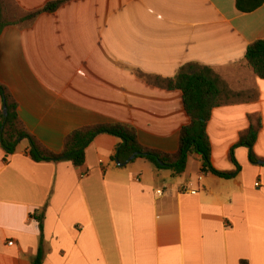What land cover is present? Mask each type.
<instances>
[{
	"label": "crops",
	"instance_id": "crops-1",
	"mask_svg": "<svg viewBox=\"0 0 264 264\" xmlns=\"http://www.w3.org/2000/svg\"><path fill=\"white\" fill-rule=\"evenodd\" d=\"M55 1L8 3L21 20ZM258 40L264 5L242 13L236 0H66L8 25L0 83L22 128L51 153L77 130L122 123L144 148L177 155L190 124L183 93L137 72L174 78L196 63L239 97L208 124L213 167L229 179L204 172L199 155L179 176L144 158L120 165L121 139L111 135L89 145L81 168L34 162L28 140L6 158L0 142V264H33L42 212L43 264H264V80L246 61ZM258 125L253 163L238 144Z\"/></svg>",
	"mask_w": 264,
	"mask_h": 264
},
{
	"label": "trees",
	"instance_id": "trees-1",
	"mask_svg": "<svg viewBox=\"0 0 264 264\" xmlns=\"http://www.w3.org/2000/svg\"><path fill=\"white\" fill-rule=\"evenodd\" d=\"M66 0L49 3L36 12L28 13L21 20H15L8 0H0V35L11 24L31 22L40 14L55 12ZM237 9L242 13H252L264 5V0H236ZM246 61L255 74L264 80V40L252 43L247 50ZM138 76L151 85L168 91L179 90L183 93L186 112L190 124L183 128L180 138V149L175 156H165L141 146L137 130L130 125L112 123L87 127L72 133L62 153L55 154L42 149L36 140L21 126L16 104L9 99L5 87L0 83V100L6 102L8 116L0 112V142L6 158L14 155L21 141H29L28 155L34 162H71L76 168L86 163V150L100 135H111L121 139L114 160L120 164L127 163L132 156L150 161L157 169L171 170L174 176L182 175L188 165L189 158L199 155L203 162V171L218 177L229 179L234 173L220 172L212 164V147L208 135V124L213 111L221 106L236 103L239 94L232 91L223 78L213 69L196 63L182 66L174 78L146 75L137 72ZM260 125L253 126L240 140L239 146L250 150V159L257 162L253 148L257 142ZM21 140V141H20ZM163 162L164 165L160 163ZM239 167L237 172L239 171ZM236 172V173H237ZM41 231L40 248L33 259V264H43L44 252V212L35 214Z\"/></svg>",
	"mask_w": 264,
	"mask_h": 264
},
{
	"label": "water",
	"instance_id": "water-1",
	"mask_svg": "<svg viewBox=\"0 0 264 264\" xmlns=\"http://www.w3.org/2000/svg\"><path fill=\"white\" fill-rule=\"evenodd\" d=\"M3 113H4V116H5V117L8 116V111H7V105H6V102H4V110H3ZM20 141H21V140H20ZM138 155H139V153H137V154H135L134 156H132V157L130 158V160H129L126 164L132 162L134 159H136V157H137ZM119 164H120V163H119ZM126 164H125V165H126ZM160 164H161V165H164L163 162H161ZM120 165H124V164H120Z\"/></svg>",
	"mask_w": 264,
	"mask_h": 264
},
{
	"label": "built area",
	"instance_id": "built-area-1",
	"mask_svg": "<svg viewBox=\"0 0 264 264\" xmlns=\"http://www.w3.org/2000/svg\"><path fill=\"white\" fill-rule=\"evenodd\" d=\"M256 186H259V184H256ZM183 191H188V187L187 186H183L182 187ZM193 194H195L196 192H192ZM157 194L162 196L164 194V190H158ZM9 245H13V242H10Z\"/></svg>",
	"mask_w": 264,
	"mask_h": 264
}]
</instances>
